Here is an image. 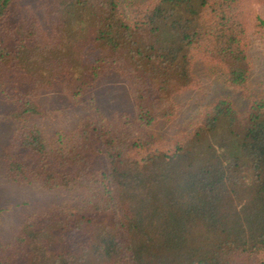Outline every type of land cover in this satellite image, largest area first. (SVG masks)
I'll use <instances>...</instances> for the list:
<instances>
[{
    "label": "trees",
    "instance_id": "trees-1",
    "mask_svg": "<svg viewBox=\"0 0 264 264\" xmlns=\"http://www.w3.org/2000/svg\"><path fill=\"white\" fill-rule=\"evenodd\" d=\"M244 4L133 1L125 14L119 0H0V96L17 123L6 176L74 197L0 239V264H237L264 255V94L250 90ZM89 44L99 51L92 63ZM198 62L249 93L248 106L202 104L192 133L163 137L153 127L176 116L174 97L196 82ZM107 74L126 82L135 114L89 112V93ZM54 89L88 114L48 134L41 95Z\"/></svg>",
    "mask_w": 264,
    "mask_h": 264
},
{
    "label": "rangeland",
    "instance_id": "rangeland-1",
    "mask_svg": "<svg viewBox=\"0 0 264 264\" xmlns=\"http://www.w3.org/2000/svg\"><path fill=\"white\" fill-rule=\"evenodd\" d=\"M125 14L130 13L132 2L146 0H119ZM244 13L250 27L249 57L253 68L250 74V90L255 94H264V28L257 30V17L264 19V5L258 0H245ZM255 30V31H254ZM99 56V51L89 44L84 50V60L92 63ZM196 82L190 88L178 93L174 98L177 104L176 116L160 120L154 131L163 137H182L192 133L200 119L202 104L213 103L219 98L232 102L234 107L243 111L248 106V94L231 87L220 69L211 67L206 62L195 65ZM95 110L113 117L118 113L135 114V104L126 82L116 74H107L90 91ZM45 115L40 123L48 134L58 129L77 125L88 114L85 108L76 105L70 94L63 89H54L41 95ZM13 105L0 96V239L12 241L22 222L53 204L73 203L72 194L60 189H50L40 182L27 184L13 182L5 173V148L15 130L17 123L9 117ZM264 255H256L251 260L242 259L237 264H258Z\"/></svg>",
    "mask_w": 264,
    "mask_h": 264
}]
</instances>
